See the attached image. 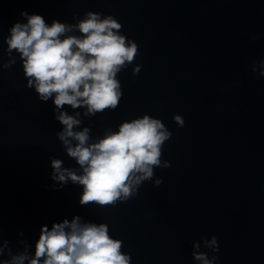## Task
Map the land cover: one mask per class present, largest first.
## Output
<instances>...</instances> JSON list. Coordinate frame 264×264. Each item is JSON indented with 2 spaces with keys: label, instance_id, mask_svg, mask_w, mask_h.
<instances>
[{
  "label": "water",
  "instance_id": "1",
  "mask_svg": "<svg viewBox=\"0 0 264 264\" xmlns=\"http://www.w3.org/2000/svg\"><path fill=\"white\" fill-rule=\"evenodd\" d=\"M22 9L69 22L89 9L114 14L140 46L139 75L119 77L115 111L85 118L93 135L149 112L173 131L139 195L114 207L81 206V188L53 189L51 156L74 163L51 101L26 86L22 65L2 67L5 35ZM264 0H0V243L35 241L43 224L79 213L106 221L133 264H194L192 242L219 237L221 264H264ZM69 107L70 106H66ZM186 123L179 127L174 114ZM22 247V246H20ZM215 255V253H212Z\"/></svg>",
  "mask_w": 264,
  "mask_h": 264
},
{
  "label": "clouds",
  "instance_id": "2",
  "mask_svg": "<svg viewBox=\"0 0 264 264\" xmlns=\"http://www.w3.org/2000/svg\"><path fill=\"white\" fill-rule=\"evenodd\" d=\"M20 17L4 37L7 59L2 67L19 62L27 88L40 101H51L53 118L62 125L56 136L74 161L66 165L59 156L49 157L51 187L71 183L81 188V206L114 207L139 195L145 181L160 186L164 180L155 169L171 167L163 149L173 136L162 118L145 112L97 135L91 122L85 124V118L119 107L123 70L132 66L137 76L143 68L139 43L123 31L118 17L91 9L82 16L74 13L75 22L56 17L49 22L41 12L27 9ZM258 35L264 33L252 38ZM255 72L264 81V60ZM173 118L179 127L186 123L182 113ZM19 236L15 250L7 238L0 243V264H133L132 253L124 250V240L112 234L108 222L79 213L43 224L34 243L23 231ZM222 252L219 237L192 242L194 264H221Z\"/></svg>",
  "mask_w": 264,
  "mask_h": 264
}]
</instances>
